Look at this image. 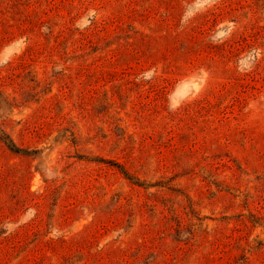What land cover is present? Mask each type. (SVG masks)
Here are the masks:
<instances>
[{
    "label": "rangeland",
    "instance_id": "rangeland-1",
    "mask_svg": "<svg viewBox=\"0 0 264 264\" xmlns=\"http://www.w3.org/2000/svg\"><path fill=\"white\" fill-rule=\"evenodd\" d=\"M0 264H264V0H0Z\"/></svg>",
    "mask_w": 264,
    "mask_h": 264
},
{
    "label": "trees",
    "instance_id": "trees-1",
    "mask_svg": "<svg viewBox=\"0 0 264 264\" xmlns=\"http://www.w3.org/2000/svg\"><path fill=\"white\" fill-rule=\"evenodd\" d=\"M4 141L7 142V145L15 150H18L19 147H17L11 140L10 141H7L6 138H4Z\"/></svg>",
    "mask_w": 264,
    "mask_h": 264
}]
</instances>
